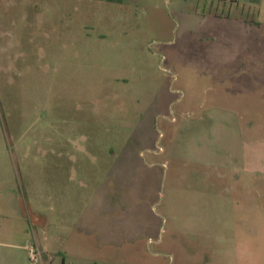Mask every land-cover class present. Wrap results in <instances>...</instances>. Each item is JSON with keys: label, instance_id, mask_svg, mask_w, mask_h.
Instances as JSON below:
<instances>
[{"label": "rangeland", "instance_id": "rangeland-1", "mask_svg": "<svg viewBox=\"0 0 264 264\" xmlns=\"http://www.w3.org/2000/svg\"><path fill=\"white\" fill-rule=\"evenodd\" d=\"M0 264H264V0H0Z\"/></svg>", "mask_w": 264, "mask_h": 264}]
</instances>
